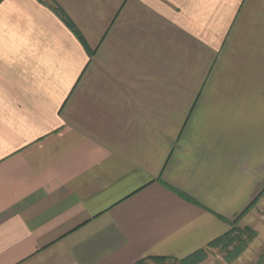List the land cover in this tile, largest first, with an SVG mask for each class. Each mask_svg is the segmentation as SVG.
I'll return each instance as SVG.
<instances>
[{
    "label": "crops",
    "instance_id": "1",
    "mask_svg": "<svg viewBox=\"0 0 264 264\" xmlns=\"http://www.w3.org/2000/svg\"><path fill=\"white\" fill-rule=\"evenodd\" d=\"M233 226L264 264V0H0V264H206Z\"/></svg>",
    "mask_w": 264,
    "mask_h": 264
},
{
    "label": "trees",
    "instance_id": "2",
    "mask_svg": "<svg viewBox=\"0 0 264 264\" xmlns=\"http://www.w3.org/2000/svg\"><path fill=\"white\" fill-rule=\"evenodd\" d=\"M70 26V24H68ZM256 237L255 231L246 227L238 228L233 226V228L224 236L213 241L209 247L213 249H219L221 253L224 254L225 263L229 264L235 260L244 251L246 246ZM206 258L204 250L197 251L191 256L183 260H172L165 258H152L150 261L153 264H163L169 261L174 264H199ZM138 264H147L145 261H141Z\"/></svg>",
    "mask_w": 264,
    "mask_h": 264
},
{
    "label": "rangeland",
    "instance_id": "3",
    "mask_svg": "<svg viewBox=\"0 0 264 264\" xmlns=\"http://www.w3.org/2000/svg\"><path fill=\"white\" fill-rule=\"evenodd\" d=\"M250 243L251 242H249V244ZM249 244L246 246V248L244 249V251L240 255H242L246 251V249L248 248ZM256 254L257 253L255 251L254 252L250 251L248 254H245L246 257H247L246 264H250V262H255L256 261L255 259L258 256V254L257 255ZM207 259H208V261L206 262V264H227V263H225V260H224L225 258L223 256V253H218L216 250L208 251ZM163 264H174V263L166 261Z\"/></svg>",
    "mask_w": 264,
    "mask_h": 264
}]
</instances>
